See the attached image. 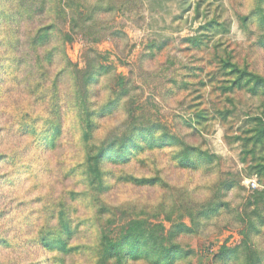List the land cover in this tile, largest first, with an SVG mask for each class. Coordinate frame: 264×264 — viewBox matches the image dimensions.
Returning a JSON list of instances; mask_svg holds the SVG:
<instances>
[{
	"label": "rangeland",
	"instance_id": "obj_1",
	"mask_svg": "<svg viewBox=\"0 0 264 264\" xmlns=\"http://www.w3.org/2000/svg\"><path fill=\"white\" fill-rule=\"evenodd\" d=\"M247 8L246 0H0V85L18 76L24 65L30 70L34 66L35 74L42 79L51 78L56 93V121L78 120L76 116L80 110L97 117L93 119L91 141L98 136L100 142L98 148H91L92 151L107 144L121 145L134 131H150L151 143L145 146L139 140L138 145L143 150L135 151L129 162L113 163L116 159H102L103 176L99 179L102 186L93 180L94 167L73 170L72 175L83 178L80 183L101 196L111 197V206L95 202L97 216L111 215L112 206L118 207L137 198L154 200L156 196L150 198L147 192L137 193L130 188L113 192L109 181L115 178L114 174L104 169L128 166L145 153H162L183 145L178 133L184 129L190 131L185 139L197 140L200 128L210 120L235 115L234 108L219 109L217 102L248 85H251L248 90L252 95L264 93V83L255 78L241 84L246 75L239 78L233 74L235 68L241 69L234 63L236 57L228 52L232 47L228 40L248 23L247 19H242ZM229 10L233 15L226 16ZM260 12L264 24V9ZM39 35L43 41L36 45L33 39ZM49 45H53L51 51L38 55L41 48L47 49ZM231 77H237L236 81L233 82ZM89 80L90 84L85 85ZM101 84L106 85L101 88ZM85 91H88V97ZM102 91H109L110 99L97 107L94 101L99 99ZM181 96L183 100L178 109H170V103ZM211 96H216V101L210 100ZM223 103L231 105L233 101L223 99ZM246 115L247 119L236 129L237 139L243 140L245 148L249 146L247 153L242 155L251 156L254 167L244 174L234 173L222 185L218 196L208 202L188 207L178 203L183 195L177 194L172 212L165 217L147 211L122 212L119 221L112 220L103 236L115 242L134 228L142 241L138 258L131 260H141L143 264H155L159 253L170 247L175 249L174 264H204L216 245L207 244L200 238L210 229L219 228L217 238H222L219 250L207 264H242V261L243 264H257L258 260L264 264V252L253 251L244 257L238 251L239 245L228 229L244 221L233 215L230 205L222 202L232 189L245 191L251 188L243 206L242 215L247 223L246 232L242 234L246 238L261 235L264 228V165L256 163L259 157L255 152L259 148L264 153V120L252 113ZM124 116L127 119L117 125ZM55 124L47 125L39 137L41 144L51 146L56 143L61 129L55 131L52 127ZM216 136L217 142L222 143L223 130L217 128ZM81 143L87 145L83 130ZM221 154L227 156L229 152L225 149ZM212 159L214 157L200 148L184 145V151L167 159L163 172L194 174ZM233 159H236L234 155ZM17 163L15 156L0 155V170ZM147 163L141 161L144 167ZM145 179H156V183L136 186L149 190L168 187L160 173ZM0 182L7 180L0 177ZM71 198L75 202L79 197L72 194ZM249 208L253 211L249 212ZM186 218L190 220V226L185 223ZM225 218L231 219L220 228ZM61 223L63 235L78 231L82 226L76 224L73 229L74 222L66 219L63 213ZM178 240L180 243H176ZM46 243L48 250L63 248L59 238ZM223 249L228 251L227 257H220ZM155 253H158L156 257ZM102 256V264H107L109 259L103 253Z\"/></svg>",
	"mask_w": 264,
	"mask_h": 264
},
{
	"label": "clouds",
	"instance_id": "obj_2",
	"mask_svg": "<svg viewBox=\"0 0 264 264\" xmlns=\"http://www.w3.org/2000/svg\"><path fill=\"white\" fill-rule=\"evenodd\" d=\"M248 8L242 19L248 23L233 33L228 43L232 45L228 52L236 57L234 63L246 72L247 75L241 84L255 78L264 83V24L261 22V9H264V0H246ZM233 15L232 11L225 13ZM53 45L47 49L41 48L38 55L51 51ZM227 47V44L225 45ZM233 82L237 77L230 78ZM255 82V81H254ZM106 84H101L103 88ZM238 87H240L238 85ZM251 85L237 91L231 97L233 104L217 102L219 109H235V115L224 119L217 116L200 128V137L197 140L185 139L190 135L188 129L181 130L178 135L184 141L183 145L176 146L165 152H148L133 161L128 166H115L104 169L114 174L109 181L115 192L121 188H130L137 193L149 194L154 200L137 198L126 201L118 207L112 206L111 215L97 216L96 201L110 205V196H101L86 184L80 183L83 179L78 174L72 175L73 170L83 171L89 167L87 151L98 148L100 139L96 136L87 145L81 143L82 128L78 120L60 122V137L56 143L47 146L39 142L40 135L47 125L55 123L53 80L42 79L35 74V67L30 70L24 65L18 76L9 78L0 85V155L15 156L18 163L0 170V177L7 182H0V264H102L101 239L107 232L112 220L119 221L122 212L147 211L158 213L165 217L172 212V205L177 194H182L183 203L193 207L215 199L224 185L234 173L244 174L253 166L251 156L247 153L242 139H237L241 122L247 119V113L258 115L264 120V93L252 95L248 90ZM206 90V95H207ZM186 96L187 94H183ZM216 95H219L217 93ZM110 99L109 91H102L98 100L94 101L97 107L106 104ZM216 101V96L209 97ZM183 96L170 103V109H178ZM60 102L63 100L61 98ZM123 103H127L124 101ZM205 107L209 105L205 104ZM243 114V115H241ZM187 115L191 116V113ZM237 117H239L237 119ZM127 119L121 120L117 125ZM104 122V121H103ZM116 125V126H117ZM217 128L223 130L222 143L217 142ZM243 130V129H241ZM184 145L200 148L214 159L197 173L177 171L174 175L163 172L167 159L184 151ZM227 149L229 155L221 153ZM233 155L236 159H233ZM255 155L259 157L256 163L264 165V153L259 148ZM141 161H147L144 167ZM240 164V167H237ZM161 174V179L168 185L166 188L149 190L137 187L135 181L144 178H154ZM67 177V178H66ZM184 180V183H180ZM251 188L245 191L232 189L223 197V203L230 205L233 215L239 216L243 223L229 227L234 234L238 251L247 256L249 252H264V228L259 236H246V219L243 217V206ZM77 197L73 202L71 195ZM249 212L253 211L249 208ZM66 219L82 226L78 231L62 234L61 214ZM219 226L223 228L227 220ZM185 223L190 226V220ZM219 228L209 230L205 237L200 238L207 244L216 245L212 253L207 255L204 264L218 253L221 239L217 238ZM59 238L63 245L61 249L48 250L46 241ZM181 239H184L183 237ZM180 243V240L176 241ZM107 264H118L116 258H110ZM127 264H143L141 260L127 261ZM243 264V261H242Z\"/></svg>",
	"mask_w": 264,
	"mask_h": 264
},
{
	"label": "trees",
	"instance_id": "obj_3",
	"mask_svg": "<svg viewBox=\"0 0 264 264\" xmlns=\"http://www.w3.org/2000/svg\"><path fill=\"white\" fill-rule=\"evenodd\" d=\"M41 35L33 39V42L37 45V42L43 41V39L40 40ZM235 68V67H234ZM233 74L237 75L239 78L242 75H247L246 73H243L242 71L235 68V71ZM91 82L90 80L85 84L89 85ZM85 95L88 97V91H85ZM84 103V101H83ZM86 106V103H84ZM79 111V110H78ZM78 121L80 122L81 128L83 130V137L86 144H88L91 141L92 132H93V119L97 118L96 116L91 115L88 111L80 110L78 115L76 116ZM59 121L56 122L55 125H53V129H56L57 131L60 128ZM150 131H139V132H133L128 139H124L121 145L116 144H107L106 146H102L99 148L98 151L94 152L96 155L93 157L89 155V167H94V170H96L95 176L93 180H96L97 183L102 186L100 182V177L103 176L101 174V165H102V159H107L114 162H121L126 163L129 162V160L134 157L135 151H142L143 147H140L138 145V141L141 140L144 142L145 146L146 144H150ZM133 140H135L133 142ZM92 149L90 150L89 154H91ZM93 152V151H92ZM192 165V164H191ZM88 167V168H89ZM89 173V169H88ZM92 181V179H90ZM156 179H141L135 181L136 185L139 186H145V185H155ZM99 202V201H96ZM129 231H132V229H129ZM142 236L137 235L136 231L133 228V231L131 233H124L122 237L118 241H111L107 240L106 236L102 237L101 245H102V253L104 256H106V259L110 258H116L118 261V264H125L126 261L129 259H136L139 256V245L141 244ZM47 245V243H46ZM158 253H155V257ZM228 251L223 249V253L221 252L220 257H227ZM145 255V254H143ZM175 262V249L174 247H170L169 249H164V251H161L156 259L155 264H174ZM255 262V261H254ZM257 264H261V261H257Z\"/></svg>",
	"mask_w": 264,
	"mask_h": 264
}]
</instances>
